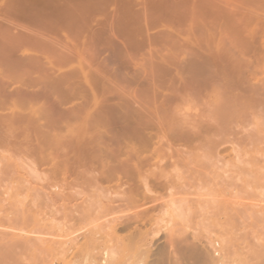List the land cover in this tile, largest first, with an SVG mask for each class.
I'll return each mask as SVG.
<instances>
[{"label": "bare ground", "instance_id": "obj_1", "mask_svg": "<svg viewBox=\"0 0 264 264\" xmlns=\"http://www.w3.org/2000/svg\"><path fill=\"white\" fill-rule=\"evenodd\" d=\"M38 98L33 117L26 105ZM244 102L264 111V0H0V147L26 149L55 176L64 167L149 190L158 182L160 203L179 186L227 180L213 164ZM9 121L26 124L12 123L16 133ZM196 149L205 154L187 184L173 170Z\"/></svg>", "mask_w": 264, "mask_h": 264}, {"label": "rangeland", "instance_id": "obj_2", "mask_svg": "<svg viewBox=\"0 0 264 264\" xmlns=\"http://www.w3.org/2000/svg\"><path fill=\"white\" fill-rule=\"evenodd\" d=\"M38 100L26 105L31 109L23 106L33 117ZM12 101L5 104L9 118L16 115ZM241 104L234 117H242L238 124L248 120L240 126L243 133L236 123L237 136L220 142V159L213 164L229 178L197 190L179 186L175 198L162 204L158 193L165 190L158 182L149 190L124 177L94 179L64 167L55 176L31 162L26 149H18L19 154L0 147V264H264V209H258L264 208V133L257 132L264 128V111L257 108L252 114L248 102ZM15 122L19 131L26 124ZM15 122L7 126L19 133ZM51 128L53 136L65 130ZM208 138L223 137L213 132ZM176 148L157 156L164 158ZM198 154H205L204 149L185 153L173 170L187 184Z\"/></svg>", "mask_w": 264, "mask_h": 264}]
</instances>
